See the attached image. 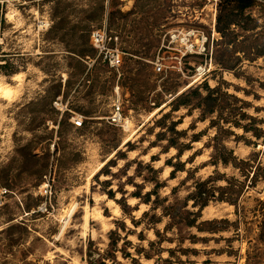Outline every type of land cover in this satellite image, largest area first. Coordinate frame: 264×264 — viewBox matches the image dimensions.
<instances>
[{"label": "rangeland", "instance_id": "rangeland-1", "mask_svg": "<svg viewBox=\"0 0 264 264\" xmlns=\"http://www.w3.org/2000/svg\"><path fill=\"white\" fill-rule=\"evenodd\" d=\"M219 4L221 0H0V83L19 85L12 100L0 97V190H9L0 205V264H202L207 259L211 264H264V243L257 239L259 221L252 211L264 196L263 181L242 197L240 222L227 230L185 228L179 234L176 228L165 229L169 218L162 216L165 206L184 204L193 182L215 169L208 163L211 149L204 146L215 129L190 142L209 120H199V110L192 106L173 110L181 93L206 81L247 100L248 112L264 118L259 86L264 56L245 60L236 71L216 63L223 52L217 17L227 11ZM11 10L18 22L9 19ZM95 28H105L113 37L110 45L127 52L118 71L97 58L90 44ZM190 28L208 37L209 53L191 56L184 72L154 73L150 61L165 34ZM210 52V71L196 75V66L209 65ZM16 75L19 81L13 80ZM118 99L130 126L110 123ZM256 106L263 109L257 113ZM74 118L83 125L76 126ZM176 130L185 131L178 142L191 146L181 156L174 146L166 148L169 138L178 137ZM226 142L241 158L257 153L264 165V140L253 146L232 136ZM179 162L184 170L173 172ZM151 190L150 203L133 195ZM187 208L197 210L192 201ZM214 218L235 222L239 216L233 205L212 201L200 220ZM191 234L206 241L193 243Z\"/></svg>", "mask_w": 264, "mask_h": 264}, {"label": "trees", "instance_id": "trees-1", "mask_svg": "<svg viewBox=\"0 0 264 264\" xmlns=\"http://www.w3.org/2000/svg\"><path fill=\"white\" fill-rule=\"evenodd\" d=\"M222 3L227 11L225 14L218 13L216 26L223 37V40L218 43L223 52L216 58V63L223 69L236 71L244 65L245 60L254 61L264 56V0H221ZM256 9L258 16L255 18L253 12ZM84 51L81 50V52ZM84 55L87 54L84 52ZM259 86L264 90V82H260ZM244 92L247 95L252 94L257 99L260 98L257 93H251L247 89H244ZM238 102H241V105H238ZM250 105L247 100L223 91L220 86L210 87L206 81L177 97V105L173 110H178L181 106H192L199 110V120H209L207 129L193 134L190 142L201 140L206 134L205 132L215 129L214 135L204 145L211 149L208 163L215 166V169L213 174L208 177L198 178L193 182V190L187 195L184 204L179 205V202H174L163 208L162 216L169 218L165 226L166 230L176 228L180 234L185 228H196L199 232L218 233L227 230L232 224H239L242 197L249 189L256 187L259 182H264V165L260 156L253 152L249 156L241 158L226 142L232 136L236 140L243 139L245 143L253 146H257L260 140H264V118L249 113ZM254 108L257 113L263 109V107L257 106ZM234 128L242 129L243 133H235ZM176 133L178 137L176 139L169 138L166 148L174 146L178 150V156H181L183 151L191 146L190 142H178L179 136L185 135V131L176 130ZM173 166V172L184 170V165L181 162L173 164ZM220 167L232 168L236 173L228 175L221 172ZM191 172L193 171H189V174ZM219 181H223L224 184H219ZM154 192L151 190L142 196L138 193L133 195L140 197L145 203H150ZM189 201H192V206L197 210L192 211L187 208ZM212 201L233 205L239 216L238 220L235 222H230L227 218L200 220L202 210ZM252 211L255 212L259 221L257 239L264 243V196L257 199ZM144 214L147 215L148 212ZM159 221L160 218L155 223ZM155 233L159 238L162 237L159 231ZM167 239L170 242L175 241L174 238ZM189 239L193 243L206 241V238L198 237L195 234H191ZM177 240L182 242L185 237L180 235ZM161 241L163 242L164 239H160L158 242ZM155 244V242L150 243L151 246ZM168 251L170 254L175 252L171 248ZM183 251L186 252L188 249ZM144 255L148 259L152 258L149 252H145ZM249 255H247V263H249ZM163 260L167 261V259ZM211 263L207 259L202 264Z\"/></svg>", "mask_w": 264, "mask_h": 264}, {"label": "built area", "instance_id": "built-area-1", "mask_svg": "<svg viewBox=\"0 0 264 264\" xmlns=\"http://www.w3.org/2000/svg\"><path fill=\"white\" fill-rule=\"evenodd\" d=\"M162 44L160 45L156 56L150 61L154 73L166 74L169 72H184L186 61L193 55L208 54L207 48L208 37L200 30L190 29H173L168 31ZM117 40V37L114 38ZM113 37L108 35L105 28H95L90 33V44L97 52V58L106 62L108 66L118 71L124 62L127 54L118 46H111ZM209 65H198L195 67L196 75H203L210 71L212 67V52H210ZM127 116L124 113L123 105L120 99L113 107V111L109 116L110 123L113 125L124 126ZM76 126H82L83 120L74 118ZM44 192L47 194L48 190ZM9 190L3 188L0 190V205L5 202V197Z\"/></svg>", "mask_w": 264, "mask_h": 264}, {"label": "bare ground", "instance_id": "bare-ground-1", "mask_svg": "<svg viewBox=\"0 0 264 264\" xmlns=\"http://www.w3.org/2000/svg\"><path fill=\"white\" fill-rule=\"evenodd\" d=\"M8 17L10 20H13V21H17L16 19V14L13 10H11L8 14ZM13 80H16V81H19V75H16ZM18 89H19V85L17 86H14V85H11V84H2L0 83V97L3 98L4 100H12L13 97L16 95V93L18 92ZM159 110V108H157L153 113L152 115L157 112ZM126 123L127 125L130 126V120H128V118L126 119ZM136 132V131H135ZM130 139V137H128L126 139V141H128ZM105 162H102L101 165L99 166V168L96 169L95 172H97L100 168H102V166L104 165ZM94 172V173H95ZM92 173L91 176L94 174ZM76 209V205H74L72 208H71V212H74ZM88 217H89V212H86V215H85V221L87 222L88 220Z\"/></svg>", "mask_w": 264, "mask_h": 264}]
</instances>
